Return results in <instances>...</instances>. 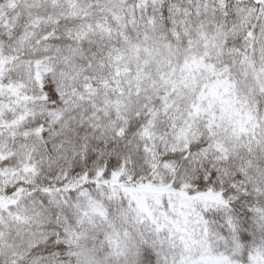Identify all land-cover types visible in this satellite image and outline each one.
Masks as SVG:
<instances>
[{"label": "snow or ice", "instance_id": "snow-or-ice-1", "mask_svg": "<svg viewBox=\"0 0 264 264\" xmlns=\"http://www.w3.org/2000/svg\"><path fill=\"white\" fill-rule=\"evenodd\" d=\"M0 264H264V0H0Z\"/></svg>", "mask_w": 264, "mask_h": 264}]
</instances>
